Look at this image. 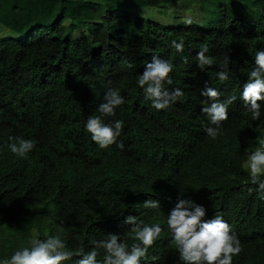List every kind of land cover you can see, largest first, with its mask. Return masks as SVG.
Masks as SVG:
<instances>
[{"label":"trees","instance_id":"1","mask_svg":"<svg viewBox=\"0 0 264 264\" xmlns=\"http://www.w3.org/2000/svg\"><path fill=\"white\" fill-rule=\"evenodd\" d=\"M176 1L0 0V26L13 33L0 37V264L49 236L73 252L91 251L109 234L130 248L139 241L129 216L162 228L141 264H183L167 226L179 199L203 206L204 220L219 213L230 225L242 248L232 264H264V190L242 168L258 148L264 101L253 120L241 99L255 54L264 50V0H252L250 21L226 7L201 26L132 14ZM181 39L177 52L171 42ZM204 46L214 63L201 69L196 56ZM153 56L173 65L166 87L185 94L167 110L153 108L138 85ZM225 57L229 79L220 81ZM205 85L221 100L237 98L215 139L201 111L211 103L200 94ZM110 88L124 103L105 117L98 108ZM92 116L121 122L123 149H101L91 139L85 125ZM16 138L35 145L25 157L9 148ZM148 200L159 208H145ZM96 250L103 264L104 250Z\"/></svg>","mask_w":264,"mask_h":264},{"label":"clouds","instance_id":"2","mask_svg":"<svg viewBox=\"0 0 264 264\" xmlns=\"http://www.w3.org/2000/svg\"><path fill=\"white\" fill-rule=\"evenodd\" d=\"M191 23V20L186 21ZM177 52L184 51V41L171 42ZM209 49L202 47L196 56L198 67L212 66L213 58L206 55ZM255 67L250 71L248 81L243 86L241 99L253 120L261 116L260 101H264V50L255 54ZM228 58L225 57L223 68L217 73L220 81L229 79L227 69ZM173 65L167 60L153 56L151 62L146 63L145 70L138 78V85L151 101L156 110H167L175 103L181 101L184 92L179 88L169 90L166 85H172L171 73ZM201 96L206 97L211 103L201 111L207 115L209 125L205 128L207 135L215 139L220 134L224 121L228 119V107L236 101L235 96L221 100V93L205 85ZM124 103L118 89L110 88L104 97V102L99 105L98 111L105 117L114 116L115 109ZM86 131L91 134V139L101 148L107 149L112 145L123 149V143L118 141L121 135L122 124H105L101 117L92 116L87 119ZM12 140L13 138H9ZM31 140L16 138L9 144L11 152L19 157H25L33 150ZM248 171L253 185L258 190H264V145L256 148L248 157ZM252 189H249L251 191ZM145 208L158 209V202L148 200L143 205ZM206 210L203 206L191 200L179 199L167 217V226L172 234L179 259L183 264H232L233 257L241 251L239 239L232 233L230 225L217 213L214 218L204 220ZM125 223L131 225L133 239L139 243H132L131 247L122 242L116 234H109L106 240L95 242V248L85 252L80 248L76 252L68 250L60 236H49L46 239H32L30 246L23 247L14 252L10 259H5L3 264H64L74 255L79 256L78 264H98L96 249L104 250L103 264H141L147 258L149 248L153 247L160 237L162 228L159 224L148 226L137 223L134 216L126 218Z\"/></svg>","mask_w":264,"mask_h":264},{"label":"rangeland","instance_id":"3","mask_svg":"<svg viewBox=\"0 0 264 264\" xmlns=\"http://www.w3.org/2000/svg\"><path fill=\"white\" fill-rule=\"evenodd\" d=\"M89 1L101 5V0ZM224 7L227 8L230 14L242 15L245 20L248 18L250 21L256 15L252 0H181L159 7L139 8L133 10L132 14L165 26L184 24L188 20H191L192 24L201 26L209 21L216 11L222 10ZM98 11L100 14L102 13L101 6ZM67 24V21L64 22V25ZM82 27L83 25L79 29ZM12 34L11 31L0 26V37L11 36ZM257 143L258 147L264 145V121L258 126ZM242 168L249 172L248 159L243 163Z\"/></svg>","mask_w":264,"mask_h":264}]
</instances>
